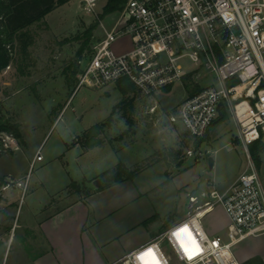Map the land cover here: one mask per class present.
<instances>
[{
  "label": "rangeland",
  "instance_id": "374dc122",
  "mask_svg": "<svg viewBox=\"0 0 264 264\" xmlns=\"http://www.w3.org/2000/svg\"><path fill=\"white\" fill-rule=\"evenodd\" d=\"M103 3L99 2L94 14L83 11L79 0L54 9L30 26L35 37L30 55L17 59L0 73V115L18 123L21 132L20 138L12 133L1 136V142L5 139L4 144L9 147L1 145L0 175L11 173L6 180L12 181L10 188H0V239L9 247L5 264H32L34 256L46 248L39 222L96 189L94 181L99 177L92 182L89 179L95 169L112 168L123 162L138 170L129 180L135 189L127 196V204L140 208L141 213L158 212L164 230L186 214L189 193L208 189L211 181L223 190L247 167L246 148L239 140L238 125L228 107L223 108V117L199 143L178 119L173 120L179 104L190 95L183 83L159 93L155 99L139 93L134 130L122 138L119 135L128 126L121 113L115 114L113 126L105 128L97 138L111 144L118 156L112 157L115 153L104 148L84 154L81 146L71 144L81 140L77 134L104 122L113 106L125 97L117 82L102 87L78 86L80 74L103 36L101 22L90 36L86 34L103 14ZM117 17L113 13L101 20L112 27ZM119 44L123 49L130 46L128 40ZM75 70L78 72L73 75ZM202 74L207 76L204 71ZM210 83L211 77L202 81V85ZM38 149L43 160L34 158ZM210 158L214 160L213 168ZM259 167L264 175V159H260ZM100 178V187L114 183ZM18 181L20 188L16 187ZM227 222L220 206L203 220L208 232ZM226 233L227 228L218 234ZM235 251L249 264L264 262V235L242 241ZM166 253L172 255L168 248ZM171 264L176 263L173 260Z\"/></svg>",
  "mask_w": 264,
  "mask_h": 264
},
{
  "label": "built area",
  "instance_id": "2783aa9c",
  "mask_svg": "<svg viewBox=\"0 0 264 264\" xmlns=\"http://www.w3.org/2000/svg\"><path fill=\"white\" fill-rule=\"evenodd\" d=\"M100 1L79 0V6L94 14ZM103 1L105 7L108 0ZM115 14L112 27L100 20L103 36L78 86L102 87L128 78L140 94L155 99L190 78L200 90L179 104L173 120L192 137H202L221 116L222 103V112L228 107L236 120L248 159L246 169L225 189L211 181L208 189L189 193L183 220L115 264H249L235 247L264 235V175L252 152L258 145L264 159V0H125ZM122 40L130 42L129 48L123 49ZM207 77L212 83L202 85ZM2 134L0 152L9 147L5 139L1 142ZM35 159H43L40 150ZM217 206L230 221L226 236L211 234L203 224ZM185 226L189 231L180 232ZM148 249L153 256L142 261L141 253Z\"/></svg>",
  "mask_w": 264,
  "mask_h": 264
},
{
  "label": "crops",
  "instance_id": "0c3cea01",
  "mask_svg": "<svg viewBox=\"0 0 264 264\" xmlns=\"http://www.w3.org/2000/svg\"><path fill=\"white\" fill-rule=\"evenodd\" d=\"M122 79L116 82L119 83ZM130 94L133 93H127V95ZM84 132L77 135H82ZM21 143L24 145V141ZM71 144L75 147L81 146L84 154L104 148L115 153L112 157L117 155L111 144L102 143L94 148H87L81 142L74 140ZM117 164L112 168L93 170L89 178L90 182L99 177L102 172L113 169ZM1 175L8 179L11 173H1ZM19 183L16 185L18 188L21 187V181ZM130 184L128 179L94 189L41 220L38 229L45 241L46 248L34 256L32 264H115L129 252L146 244L159 233L168 229L169 227L161 229L162 225L159 222L161 216L155 210L145 214L141 213L140 208L127 204L129 202L127 196L131 190L135 189ZM7 196L10 199L8 193ZM225 214L228 217L226 212ZM186 215L187 212L175 223L183 220ZM229 222L228 218L226 224L218 229L210 228L209 232L211 234L219 233L220 230L227 228Z\"/></svg>",
  "mask_w": 264,
  "mask_h": 264
},
{
  "label": "trees",
  "instance_id": "16d2710c",
  "mask_svg": "<svg viewBox=\"0 0 264 264\" xmlns=\"http://www.w3.org/2000/svg\"><path fill=\"white\" fill-rule=\"evenodd\" d=\"M70 0H0V73L6 70L17 59H26L30 55L29 48L34 44L35 37L30 31V26L42 21L50 12L59 6L68 3ZM125 0H108L104 7L103 14H100L95 23L87 30L86 34L91 35L92 31L98 25L101 18L108 14L117 13L122 9ZM19 55V57H17ZM23 72L21 66H19ZM78 72L74 71L73 75ZM124 91L125 97L115 104L112 108L109 117L102 123L93 125L87 129L82 135L81 142L87 148H94L103 143V140L97 138L101 135L105 128L113 126L115 123V114L121 113L125 118L128 128L119 135L122 138L125 134L134 130L135 125V101L139 92L136 86L130 79L123 78L120 82ZM184 86L188 94L193 95L200 90L199 86L194 85L190 78L185 77ZM168 87L166 90H169ZM127 93H134L127 95ZM225 112L223 111V115ZM222 115V117H223ZM221 116H219L220 118ZM219 118L213 123L206 134L202 137H196V142H202L208 136L210 130L218 122ZM2 133H12L16 138L21 137L20 126L18 123H13L9 119L0 115V135ZM258 145L252 147V152L255 155L258 165H260V157L258 155ZM138 170H132L123 162H119L113 169L102 172L99 177L102 180L120 183L124 180H131L137 175ZM6 177L0 175V188L7 184ZM103 188V185L100 187ZM0 196V200H1ZM1 213V211H0ZM257 264H264L263 261Z\"/></svg>",
  "mask_w": 264,
  "mask_h": 264
},
{
  "label": "water",
  "instance_id": "95a60500",
  "mask_svg": "<svg viewBox=\"0 0 264 264\" xmlns=\"http://www.w3.org/2000/svg\"><path fill=\"white\" fill-rule=\"evenodd\" d=\"M221 106H222V103L219 105V112H220V115L222 117L223 112H222ZM209 165H210V168H213V166H214L213 158L209 159ZM94 184H95L96 189H98L100 187V184H101V178L99 177V178L95 179ZM8 249H9V247L5 244V242L2 239H0V264H5L4 255H5V253H7Z\"/></svg>",
  "mask_w": 264,
  "mask_h": 264
},
{
  "label": "snow or ice",
  "instance_id": "6c2138e0",
  "mask_svg": "<svg viewBox=\"0 0 264 264\" xmlns=\"http://www.w3.org/2000/svg\"><path fill=\"white\" fill-rule=\"evenodd\" d=\"M188 228L185 226L184 228H182L180 230V232H188ZM180 233H176V235H179ZM187 251V249H185ZM153 256V250L152 249H148L146 250L144 253H141L140 259L143 261L146 257H152Z\"/></svg>",
  "mask_w": 264,
  "mask_h": 264
},
{
  "label": "bare ground",
  "instance_id": "6f19581e",
  "mask_svg": "<svg viewBox=\"0 0 264 264\" xmlns=\"http://www.w3.org/2000/svg\"><path fill=\"white\" fill-rule=\"evenodd\" d=\"M181 240L183 241V243H185V241H186L185 239H182V238H181ZM145 260H146V258H145Z\"/></svg>",
  "mask_w": 264,
  "mask_h": 264
}]
</instances>
